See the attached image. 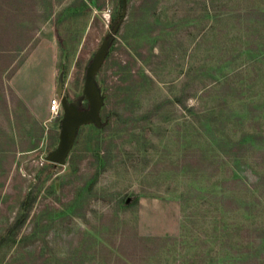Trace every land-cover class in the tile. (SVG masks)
I'll return each mask as SVG.
<instances>
[{
  "label": "rangeland",
  "instance_id": "1",
  "mask_svg": "<svg viewBox=\"0 0 264 264\" xmlns=\"http://www.w3.org/2000/svg\"><path fill=\"white\" fill-rule=\"evenodd\" d=\"M0 264H264V0H0Z\"/></svg>",
  "mask_w": 264,
  "mask_h": 264
},
{
  "label": "water",
  "instance_id": "2",
  "mask_svg": "<svg viewBox=\"0 0 264 264\" xmlns=\"http://www.w3.org/2000/svg\"><path fill=\"white\" fill-rule=\"evenodd\" d=\"M118 23H116L115 29H117ZM107 44L108 39L105 40L86 69L84 91L89 100V107L83 110H75V108L68 103L67 99L63 98L64 114L61 119L60 144L49 155L48 158L50 161H64L73 143L74 133H76L80 125L87 122L101 124L102 116L100 108L102 105V96L94 74L101 63ZM59 92L61 96L62 88H59Z\"/></svg>",
  "mask_w": 264,
  "mask_h": 264
},
{
  "label": "built area",
  "instance_id": "3",
  "mask_svg": "<svg viewBox=\"0 0 264 264\" xmlns=\"http://www.w3.org/2000/svg\"><path fill=\"white\" fill-rule=\"evenodd\" d=\"M62 108L61 97L59 94H55L50 100V110L52 112H59Z\"/></svg>",
  "mask_w": 264,
  "mask_h": 264
},
{
  "label": "crops",
  "instance_id": "4",
  "mask_svg": "<svg viewBox=\"0 0 264 264\" xmlns=\"http://www.w3.org/2000/svg\"><path fill=\"white\" fill-rule=\"evenodd\" d=\"M21 95L28 101V103L30 105H35V93L32 94V92H29V93H21Z\"/></svg>",
  "mask_w": 264,
  "mask_h": 264
},
{
  "label": "trees",
  "instance_id": "5",
  "mask_svg": "<svg viewBox=\"0 0 264 264\" xmlns=\"http://www.w3.org/2000/svg\"><path fill=\"white\" fill-rule=\"evenodd\" d=\"M87 108L89 107V104L86 106ZM95 123V122H94ZM106 124V120H102L101 121V125H105ZM95 126H97V127H99L100 125L99 124H97V123H95L94 124ZM18 223H19V221H18Z\"/></svg>",
  "mask_w": 264,
  "mask_h": 264
}]
</instances>
